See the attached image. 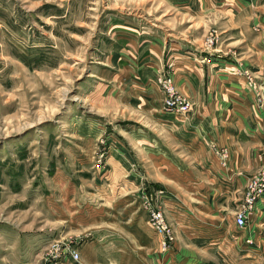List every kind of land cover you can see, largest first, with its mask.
Masks as SVG:
<instances>
[{
  "label": "rangeland",
  "instance_id": "rangeland-1",
  "mask_svg": "<svg viewBox=\"0 0 264 264\" xmlns=\"http://www.w3.org/2000/svg\"><path fill=\"white\" fill-rule=\"evenodd\" d=\"M230 2L0 0V264H264V208L251 223L264 185L234 221L264 148L240 185L218 180L205 158L225 169L213 150H228L171 77L170 58L221 61L264 104V73L238 58L264 45V0ZM230 12L250 35L221 28ZM166 75L189 102L181 115L162 107Z\"/></svg>",
  "mask_w": 264,
  "mask_h": 264
},
{
  "label": "crops",
  "instance_id": "crops-1",
  "mask_svg": "<svg viewBox=\"0 0 264 264\" xmlns=\"http://www.w3.org/2000/svg\"><path fill=\"white\" fill-rule=\"evenodd\" d=\"M230 3L237 6L241 2L240 0H231ZM247 10L248 8H245L240 12L247 14ZM230 13L231 18L223 21L220 25L221 28L225 24L229 27V37L250 35L252 22L245 19L244 32H240L241 27L236 30L238 24L236 21H239V17L233 18V12ZM238 13L235 11V14ZM260 30L261 33L257 32L255 38L261 39L262 35V39H264V27L262 26ZM225 31V29L220 30L221 36L224 35ZM244 46L242 50L238 51V58L243 59V61L244 59L249 60L244 62L248 63L249 66H256L261 70V73H264V45L248 42ZM253 50L257 53L263 51V53L253 56ZM169 61L173 63L171 77L175 88L179 86L181 92L192 102L188 118L196 126L202 125L201 132L204 137L213 140L218 146L226 147L228 150L225 169L217 167L214 162L215 158L211 153L209 159L208 157L205 158V166H213V175L217 176L218 180L226 179V182H230L231 187L235 183L240 185L248 170L253 169L255 165V153L260 147L264 148V104L260 108H254L250 95L240 78L224 76V72L220 68L222 67L221 61L211 62L212 70L208 69L205 72H203L200 64L190 60V58L182 61L177 58L175 60L170 58ZM258 76L259 80L264 82V75ZM205 205H207V198ZM257 206L262 210L251 221L252 227L259 224L263 226L262 220H260L263 215H260L263 213L264 203L258 202ZM222 241L223 239H221L219 246ZM234 243L235 241L230 240L225 244L234 245ZM219 246L218 249L221 248Z\"/></svg>",
  "mask_w": 264,
  "mask_h": 264
},
{
  "label": "built area",
  "instance_id": "built-area-1",
  "mask_svg": "<svg viewBox=\"0 0 264 264\" xmlns=\"http://www.w3.org/2000/svg\"><path fill=\"white\" fill-rule=\"evenodd\" d=\"M209 42L210 40H208V43ZM157 84L162 93V107L166 113L181 115L188 110L189 102L184 96L176 92L168 75L158 77ZM213 151L218 157L220 164L225 166L227 162V152L223 149H214ZM259 181H264V166L258 173L248 178L240 209L237 210L234 215V221L238 227L245 225L247 214L253 209L257 196L263 193L261 191L264 184ZM152 216L157 221L161 218L159 213H152Z\"/></svg>",
  "mask_w": 264,
  "mask_h": 264
}]
</instances>
